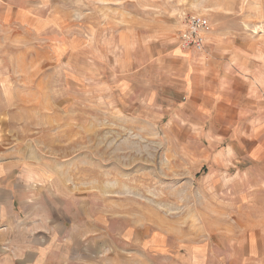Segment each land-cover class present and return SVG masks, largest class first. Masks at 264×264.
I'll return each mask as SVG.
<instances>
[{
	"label": "rangeland",
	"instance_id": "374dc122",
	"mask_svg": "<svg viewBox=\"0 0 264 264\" xmlns=\"http://www.w3.org/2000/svg\"><path fill=\"white\" fill-rule=\"evenodd\" d=\"M194 15L257 52L262 94L241 133L256 145L240 162L215 164L208 132H179L148 102L159 52L143 46ZM0 157L42 197H66L73 242L85 235L37 264H191L195 248L202 261L230 249L264 202V0H0ZM2 207L0 255L13 256L24 235L12 223L11 242Z\"/></svg>",
	"mask_w": 264,
	"mask_h": 264
},
{
	"label": "crops",
	"instance_id": "0c3cea01",
	"mask_svg": "<svg viewBox=\"0 0 264 264\" xmlns=\"http://www.w3.org/2000/svg\"><path fill=\"white\" fill-rule=\"evenodd\" d=\"M182 25L179 23V31ZM173 38H157L155 43L143 46L152 47L160 57L155 56L148 65L158 73L160 84L156 89L158 93H152L148 102L154 100L156 108L166 109L161 117L171 116L173 122L179 124V132H208L209 147L217 153L213 159L215 164L240 162L256 145L251 136L241 133L256 124L253 121L256 110L252 106L262 94V81L253 69L258 62L257 52L209 30L205 34L204 51L183 49L178 38ZM236 125L240 127L237 130ZM235 131L238 132L235 134ZM240 136L243 142H237ZM30 178L21 172L20 165L11 166L8 158L0 157V213L6 200L9 227L12 223L20 224L25 245L17 248L13 256L0 255L8 264H37L47 258L49 252L54 254L72 247L85 237L72 240L69 225L74 219L67 214L66 197L55 192L50 197L46 193L42 197L39 186ZM23 184L25 186L21 187ZM256 207L257 212L246 215L238 231H230L229 238L233 242L230 249L222 252L214 246L202 261L197 259L199 254L196 255L202 248H195L191 264H264V202ZM14 228L15 225L9 237L12 243ZM234 247L239 248L238 253ZM154 254L161 256L163 253ZM151 255L144 254V258ZM59 260L56 258L55 264ZM111 261V264H121L118 254L111 257ZM176 264H179V257Z\"/></svg>",
	"mask_w": 264,
	"mask_h": 264
},
{
	"label": "built area",
	"instance_id": "2783aa9c",
	"mask_svg": "<svg viewBox=\"0 0 264 264\" xmlns=\"http://www.w3.org/2000/svg\"><path fill=\"white\" fill-rule=\"evenodd\" d=\"M184 28L178 33V40L183 49L193 48L197 51L205 50V34L209 30L207 19L194 15L187 16L183 22Z\"/></svg>",
	"mask_w": 264,
	"mask_h": 264
}]
</instances>
